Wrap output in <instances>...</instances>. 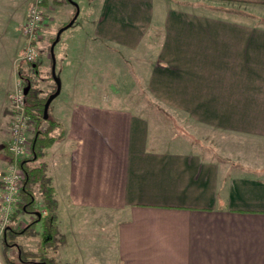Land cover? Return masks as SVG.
<instances>
[{"label":"crops","instance_id":"obj_1","mask_svg":"<svg viewBox=\"0 0 264 264\" xmlns=\"http://www.w3.org/2000/svg\"><path fill=\"white\" fill-rule=\"evenodd\" d=\"M9 1H19L13 6L21 15L0 26V122L17 77L12 51L26 44L20 26L29 0ZM97 1L96 39L139 50L159 34L146 80L156 99L203 132L264 148V23L191 5L157 12L156 0ZM71 69L64 82L59 75L61 92L49 107L60 138L40 160L55 188L61 233L65 210L119 212L126 216L116 224L115 264H264V159L246 153L229 165L198 150L163 148L147 117L89 100L79 85L88 79ZM8 139L0 167L10 161Z\"/></svg>","mask_w":264,"mask_h":264},{"label":"rangeland","instance_id":"obj_2","mask_svg":"<svg viewBox=\"0 0 264 264\" xmlns=\"http://www.w3.org/2000/svg\"><path fill=\"white\" fill-rule=\"evenodd\" d=\"M32 1H28L27 13ZM13 2L0 0V26L2 28L8 27V24L14 22L21 15V9L15 7L19 5V1ZM43 2L46 22L40 31L37 42L36 67L32 69L31 64L21 59L24 48L16 50L14 49L15 44L9 45L10 49H14L12 59L17 70L14 89L17 81L20 80L24 84V89L27 84H33L40 97H46L56 91L57 84L54 82L52 73L51 46L59 29L77 16L74 24L61 33L54 50L57 63L56 75L58 77L60 75L63 82L66 79L67 69L72 68L73 73L76 72L79 77L88 79L87 82H79V85L91 93L89 100L110 106H124L147 117L151 125V137L161 141L162 145L160 144V146L163 148L198 150L208 157L218 159L225 157L229 165L241 164L242 160H245L241 156H245L246 153L264 159V148L261 143L248 139H236L222 133L215 134L212 131L203 132L197 128L195 121L187 114L173 110L150 93L146 81L147 72L150 63L154 60L159 34L152 36V33V37H148L139 50L124 49L121 46L105 43L93 36L100 1L43 0ZM154 4L157 12L159 9L163 10L165 5L186 7L191 5L203 12L213 9L225 12L223 13L225 16L229 14L237 16L239 19H245L239 17L241 15H253L255 23H264V5L226 0H156ZM22 26H20L21 32H23ZM51 81L54 89L51 88ZM14 89L7 90L9 91L6 95L7 105L4 109L6 115L1 120L3 122H0V143L5 136L10 137V121L13 115L10 95ZM66 89L63 90L61 96L66 95ZM26 102L28 109L27 95ZM47 119H50L49 111ZM34 125L35 121L31 117L28 132L30 145H32V138L35 135ZM42 125V129L48 128L46 122H43ZM52 134H54L53 129ZM54 137L57 140L60 138L59 135ZM240 158L241 160L238 161L237 159ZM254 160L256 159L254 158ZM10 162L11 156L7 165L0 169H6ZM35 194L37 199H40L38 185L35 187ZM39 209L43 213L46 212L42 205L39 206ZM16 212L19 213L18 217L14 216ZM15 213L0 241V264H21L18 257L22 253L26 261L25 264H39L41 257L38 256L37 251L41 239V225L37 223L33 228L27 229L28 224L35 219V214L22 212L18 209ZM61 214L62 229L65 234L60 231L61 234L57 236L56 243L48 248L44 258L48 257L53 264H115L116 224L126 214L112 211L105 213L97 210L92 212L88 209L65 210Z\"/></svg>","mask_w":264,"mask_h":264},{"label":"trees","instance_id":"obj_3","mask_svg":"<svg viewBox=\"0 0 264 264\" xmlns=\"http://www.w3.org/2000/svg\"><path fill=\"white\" fill-rule=\"evenodd\" d=\"M29 64H31L32 69L37 65L36 62ZM48 97L49 95L40 97L39 92L33 87V84L31 85L27 94L29 102L28 112L35 121V135L32 138L30 156L23 159L20 163L25 171L26 180L21 191L22 200L18 205V210L29 214H35L36 216L35 219L28 224L26 227L27 229L33 228L37 223L41 225V239L39 241V250L37 251L38 256L41 257L39 264H53L51 259L48 257L44 258V256H46L48 248L56 243L57 236L61 234L58 225V201L55 188L52 184L51 177L48 175L47 164L44 161H40L44 156L45 149L57 140L51 135V131L55 129L57 123L51 119H45L44 117V106ZM43 122H46L48 125V128L45 130L42 129ZM37 185L39 186L40 199H37L35 194V187ZM40 205L44 207L46 212L43 213L39 209ZM18 214L19 213L16 212L14 216L18 217ZM6 240L7 237L5 238V241ZM18 258L21 264L26 263L23 253Z\"/></svg>","mask_w":264,"mask_h":264},{"label":"built area","instance_id":"obj_4","mask_svg":"<svg viewBox=\"0 0 264 264\" xmlns=\"http://www.w3.org/2000/svg\"><path fill=\"white\" fill-rule=\"evenodd\" d=\"M45 22L43 0H33L29 6L26 21L22 26L23 35L26 38V45L21 55L22 60L29 63L36 61L37 42ZM10 98L13 115L10 121L8 152L11 156V162L6 169H0V241L6 228L10 225L12 215L21 202V191L25 185L26 174L20 163L31 153L28 137L31 116L27 109L22 81H17Z\"/></svg>","mask_w":264,"mask_h":264},{"label":"water","instance_id":"obj_5","mask_svg":"<svg viewBox=\"0 0 264 264\" xmlns=\"http://www.w3.org/2000/svg\"><path fill=\"white\" fill-rule=\"evenodd\" d=\"M76 18H77V16H75L67 25H65L64 27H62L61 29H59V31L57 33V36H56V38H55V40H54V42L52 43V46H51V56H52V61H53V64H52V73H53V78H54V80H55V82L57 84V88H56V91L54 93L50 94L49 97L46 100V103H45V106H44V117H45V119L48 118V111H49V107H50L51 102L61 92V79L56 75V59H55V52H54L55 46L59 42L61 33L64 30H66L69 27H71L74 24ZM30 88H31V85L30 84H27L26 87H25V89H24L26 95L28 94Z\"/></svg>","mask_w":264,"mask_h":264}]
</instances>
